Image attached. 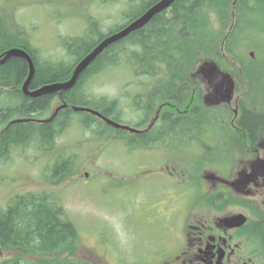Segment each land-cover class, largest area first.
Returning a JSON list of instances; mask_svg holds the SVG:
<instances>
[{
  "label": "trees",
  "instance_id": "trees-1",
  "mask_svg": "<svg viewBox=\"0 0 264 264\" xmlns=\"http://www.w3.org/2000/svg\"><path fill=\"white\" fill-rule=\"evenodd\" d=\"M156 1L125 0L122 20L109 32H104L99 22L91 17L83 35L67 38L66 57L58 60L42 57L26 31L18 30L15 34L7 30L2 32L0 28V55L10 48L22 47L32 56L35 74L29 86L31 90L47 83L66 81L77 63L97 43L128 25ZM209 12L214 16L210 18ZM256 15L259 17L255 20ZM256 35L262 37V42L257 56L252 57L247 51L254 48L250 40ZM209 60L233 61L239 66L240 76L247 86L246 99L240 103L244 111L239 120H244L242 122L248 126L251 124V130L260 122L264 123V0H175L145 26L105 48L79 75L74 86L62 92L36 97L24 94L21 87L28 76V62L20 56H11L0 63V163L19 148L30 146L49 150L60 135L75 125L91 130L96 136L117 133L124 146L134 149L137 144L131 134L106 124L91 113L73 109L74 106H88L117 122H125L118 98L94 100L82 84L122 67L137 76L134 84L141 89L147 86L141 93L146 92L148 97L159 90L171 95L178 87L180 100L187 101L191 98L188 85L198 86L194 84L197 74L189 77L190 71L197 69L201 61ZM62 102L66 107L52 120L38 121L51 112L54 103ZM247 108H255L252 113L256 120L253 121ZM210 113L217 117L216 111ZM202 117V112L183 114L180 123H199ZM16 119L23 121L14 122ZM74 168L76 163L71 156H56L46 172L48 183H61L74 174ZM60 201L59 196L47 190L27 192L17 194L0 209V248L13 252L11 258L0 264H92L73 257L79 231ZM29 256L39 260L29 262Z\"/></svg>",
  "mask_w": 264,
  "mask_h": 264
},
{
  "label": "rangeland",
  "instance_id": "rangeland-1",
  "mask_svg": "<svg viewBox=\"0 0 264 264\" xmlns=\"http://www.w3.org/2000/svg\"><path fill=\"white\" fill-rule=\"evenodd\" d=\"M125 6V0L107 3L100 0H0V28L2 32L7 30L15 34L18 30L26 31L31 43L40 49L42 57L58 60L66 57L64 47L67 38L83 35L91 17L99 22L104 32H109L121 22V10ZM258 17L256 15L254 19ZM261 42L262 37L254 36L250 40L254 48L248 50L247 54L256 57ZM202 63L189 73V77L197 74L194 79L197 83L193 81L198 85L196 101L201 96L211 95L207 89H203L207 86L204 84L206 79L204 81L198 73ZM216 63L235 79L236 88L232 94L235 101L228 106H218L220 101H210L209 105L221 110L219 115L215 114L217 118H208L207 122L215 125L217 119L222 118L221 123L244 124V120L242 123L239 120L244 111L240 103L246 99L247 86L240 76L239 66L228 60ZM136 78L120 67L95 76L82 86L85 89V85H88L94 90L95 95L87 93L95 100L108 98L107 89L112 83H118V100L124 119L137 122L139 113L134 111L132 97L147 86L141 89L134 84ZM53 108H57V103ZM246 110L253 121L257 119L252 113L255 108ZM50 114L49 111L45 116ZM113 134L96 136L91 130L75 125L60 135L47 151L30 146L13 151L6 161L0 163V209L5 208L17 194L47 190L59 196L68 218L78 228L75 259L92 264H167L174 259V255L167 253L162 262L154 263L158 248L165 249V243H160L158 239L162 222L155 217V203L162 198L167 185L163 179L156 178L154 168L160 164V157L164 153L159 148L152 151L158 154L156 156L149 154V150H131L118 139L119 134L115 133V137ZM223 135V131L212 126L207 139H212L209 145L213 152L208 147L200 150L197 146H190L174 156L179 160L196 162L207 155L215 163L222 158L215 148L226 149ZM60 154L73 158L75 172L61 183L52 185L47 181L46 172ZM215 165L224 167L217 163ZM140 226L141 229L145 228V232L139 233ZM12 255V252L0 248V263ZM28 259L35 263L39 260L33 256Z\"/></svg>",
  "mask_w": 264,
  "mask_h": 264
},
{
  "label": "flooded vegetation",
  "instance_id": "flooded-vegetation-1",
  "mask_svg": "<svg viewBox=\"0 0 264 264\" xmlns=\"http://www.w3.org/2000/svg\"><path fill=\"white\" fill-rule=\"evenodd\" d=\"M204 84L203 89L210 92L208 83ZM196 88L188 85L191 98L187 101L180 100L178 87L171 95L159 90L152 97L146 92H135L132 97L134 111L139 113L133 127L138 131L126 132L137 144L135 148L154 156L158 155L152 152L155 148L164 153L154 168L156 178L167 185L155 203V217L162 222L158 239L165 249L158 248L154 263L170 253L174 259L167 264H264V187L260 179L264 165L261 169L257 163L264 160V123L254 130L245 123L210 125L205 115L221 109L209 105L210 96L196 101ZM219 101L218 106H228L235 101L234 95L229 101ZM193 112H202L203 122L180 123L183 114ZM212 126L224 133L226 149L215 148L222 158L214 163L207 155L196 162L175 157L190 146L213 152L212 139H207ZM141 232L145 228L140 226Z\"/></svg>",
  "mask_w": 264,
  "mask_h": 264
},
{
  "label": "water",
  "instance_id": "water-1",
  "mask_svg": "<svg viewBox=\"0 0 264 264\" xmlns=\"http://www.w3.org/2000/svg\"><path fill=\"white\" fill-rule=\"evenodd\" d=\"M175 0H158L153 3L143 14L132 20L128 25L123 27L122 29L109 34L104 39H102L99 43H97L93 49L84 56L75 66L73 73L70 79L63 81V82H55V83H47L42 85L39 88L34 90L30 89V83L35 74V64L33 61L32 56L22 47H13L8 49L4 54L0 55V63H4L8 58L11 56H20L24 58L28 62V76L22 84V92L26 95L36 97L42 94H50L56 92H62L63 90L70 89L76 83L79 75L95 60V58L110 44L117 42L125 37H127L131 32L138 30L145 26L157 13L162 12L163 10L168 9ZM199 73H201L204 78L208 81L209 85L211 86L213 92L211 94L212 101H217L219 98L230 100L233 94L234 89V82L230 74L222 71L216 62L208 61L203 63L200 66ZM66 106V103L60 105L55 113L47 119L42 121H50L54 115L63 107ZM74 110L76 111H86L91 112L101 119H103L109 125H112L119 129H125L128 131L137 132L136 128L131 126L121 124L116 122L108 117H105L100 112L93 110L89 107L84 106H74ZM15 121H23V119H16ZM263 161H258V167L263 169L264 163Z\"/></svg>",
  "mask_w": 264,
  "mask_h": 264
},
{
  "label": "clouds",
  "instance_id": "clouds-1",
  "mask_svg": "<svg viewBox=\"0 0 264 264\" xmlns=\"http://www.w3.org/2000/svg\"><path fill=\"white\" fill-rule=\"evenodd\" d=\"M209 16L211 18L212 16H214V14L209 12ZM85 91L95 95L94 90L92 88H90L88 85H85ZM106 94H107L109 99L119 98L120 97L119 84L118 83H112L110 85V87L107 89V93ZM260 179H261V184H262L261 187H264V178H260ZM253 195H255L254 192H253Z\"/></svg>",
  "mask_w": 264,
  "mask_h": 264
}]
</instances>
